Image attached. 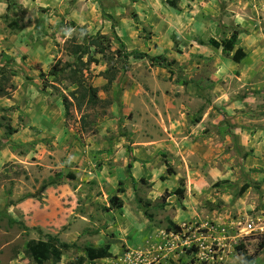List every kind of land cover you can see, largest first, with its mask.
<instances>
[{
	"label": "rangeland",
	"instance_id": "obj_1",
	"mask_svg": "<svg viewBox=\"0 0 264 264\" xmlns=\"http://www.w3.org/2000/svg\"><path fill=\"white\" fill-rule=\"evenodd\" d=\"M235 31L232 51L209 44ZM98 33L148 56L92 47L100 101L67 116L76 86L48 73ZM0 66V264H34L48 235L74 246L45 264L106 243L84 264H264V0H0Z\"/></svg>",
	"mask_w": 264,
	"mask_h": 264
},
{
	"label": "trees",
	"instance_id": "obj_2",
	"mask_svg": "<svg viewBox=\"0 0 264 264\" xmlns=\"http://www.w3.org/2000/svg\"><path fill=\"white\" fill-rule=\"evenodd\" d=\"M238 36L239 32L235 31L232 33V36L229 39H224L221 42L217 41L216 39H210L209 44L216 48L223 47L225 51H232L238 41ZM115 38L121 44L119 49L113 51H111L112 40L107 35L100 33L89 36L87 39V45L84 48L82 47V45L72 44L70 46V51L76 57L75 62L73 64L68 63L63 67L55 65L48 73L49 76H53L55 82L59 80L58 78L60 76L65 73H68V79H70L72 84L76 86L74 90L70 91L69 95L62 94L61 96L67 116L70 114V106L72 104V100L76 103V106L79 109L85 103H89L90 105H96L100 101V98L98 96V89L92 84L87 83L83 79V66L95 61L91 57H89L87 61H84L83 59L84 55L86 54L90 56V50L92 47L94 48V52L101 54L102 58L105 59L108 63L111 62V58L113 57L112 54V57H110V55H108V52H114V54L119 55L120 60L125 64L128 62L130 56H133L135 58H142L148 56L146 53L137 50L129 51L117 35H115ZM244 57V51L238 49L233 54L232 58L234 61L240 62ZM150 58L151 60L156 61L158 65L166 66L169 64L167 62L166 57H164L163 55ZM2 68L3 67L0 66V97H9L11 96L12 91L14 90V85L11 82V77L15 75V71L9 69L8 72H10V74L8 75L6 71H4ZM104 73L105 78L108 80V82H111L116 76L117 72L115 71V69L112 72L110 71V68H108L105 70ZM50 85L55 86L54 84ZM70 97L72 100H70ZM6 128L8 134L13 133L14 129L11 127V125H7ZM59 180L60 179L53 178L49 182H47L45 186L56 184L60 182ZM183 193L184 191H180L181 196L183 195ZM111 202L115 206L122 207L120 197H113L111 199ZM25 229L28 228L25 227ZM262 244L264 246V241ZM71 246L74 245L61 241L60 238H58L57 236L48 235L46 240L30 239L26 243L25 252L33 260L34 264H45V262H47L48 260H52L54 263H58L61 260L64 250ZM83 251L85 253V256L78 257L71 264H84L87 260L94 261L96 259L108 258L112 256L109 243H106L101 246H85Z\"/></svg>",
	"mask_w": 264,
	"mask_h": 264
},
{
	"label": "built area",
	"instance_id": "obj_3",
	"mask_svg": "<svg viewBox=\"0 0 264 264\" xmlns=\"http://www.w3.org/2000/svg\"><path fill=\"white\" fill-rule=\"evenodd\" d=\"M246 229H247L249 232H251L252 230H254L252 224L247 225Z\"/></svg>",
	"mask_w": 264,
	"mask_h": 264
}]
</instances>
